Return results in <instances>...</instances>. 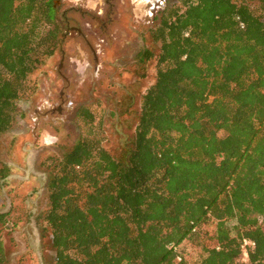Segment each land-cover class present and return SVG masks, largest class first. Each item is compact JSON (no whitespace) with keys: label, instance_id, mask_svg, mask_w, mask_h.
<instances>
[{"label":"trees","instance_id":"obj_1","mask_svg":"<svg viewBox=\"0 0 264 264\" xmlns=\"http://www.w3.org/2000/svg\"><path fill=\"white\" fill-rule=\"evenodd\" d=\"M258 3V13L245 0H175L160 11L156 50L139 52L155 59V77L129 141L106 147L99 102L79 107V137L41 161L48 182L37 217L55 264H264ZM59 30L56 0H0V134L36 91L33 74ZM242 238L254 241L247 261Z\"/></svg>","mask_w":264,"mask_h":264},{"label":"rangeland","instance_id":"obj_2","mask_svg":"<svg viewBox=\"0 0 264 264\" xmlns=\"http://www.w3.org/2000/svg\"><path fill=\"white\" fill-rule=\"evenodd\" d=\"M245 1L260 12L258 0ZM102 2L56 0L57 17L67 10L84 38L75 31L64 37L60 24L59 45L33 74L36 91L17 101L11 128L0 134V167H9L0 176L4 264H55L49 231L37 217L46 209L48 182L41 161L79 137V107L99 102L108 136L104 145L113 149L131 139L141 97L154 81L155 59L139 60V52L156 50L151 30L162 9L150 17L147 0H112L109 22L96 17Z\"/></svg>","mask_w":264,"mask_h":264},{"label":"flooded vegetation","instance_id":"obj_3","mask_svg":"<svg viewBox=\"0 0 264 264\" xmlns=\"http://www.w3.org/2000/svg\"><path fill=\"white\" fill-rule=\"evenodd\" d=\"M103 2V7H97L95 9V14L97 15L96 17H100L101 19L103 18V21L107 20L110 15H111V9H112V0H102ZM147 2L150 3L148 6V10L146 15H149L150 17H153L159 10L163 9L165 7V2L166 0H147ZM68 10H73V9H68ZM107 17V19H105ZM57 20L59 21L60 24L64 25L65 30H64V37L70 33V31H75L77 34L82 36L84 38V35L82 34L81 29L75 25L76 21L75 19L68 15V11L64 10L60 14V17H57ZM110 22V19H108ZM108 23L103 22L102 23V29H107Z\"/></svg>","mask_w":264,"mask_h":264},{"label":"built area","instance_id":"obj_4","mask_svg":"<svg viewBox=\"0 0 264 264\" xmlns=\"http://www.w3.org/2000/svg\"><path fill=\"white\" fill-rule=\"evenodd\" d=\"M254 245V241L249 239V238H242L241 240V256L243 258L244 261L248 260V250L249 248L253 247ZM180 257L177 256V259H179Z\"/></svg>","mask_w":264,"mask_h":264},{"label":"water","instance_id":"obj_5","mask_svg":"<svg viewBox=\"0 0 264 264\" xmlns=\"http://www.w3.org/2000/svg\"><path fill=\"white\" fill-rule=\"evenodd\" d=\"M92 52H93V54L95 53L93 50H92ZM95 57V56H94ZM95 59H96V57H95Z\"/></svg>","mask_w":264,"mask_h":264}]
</instances>
